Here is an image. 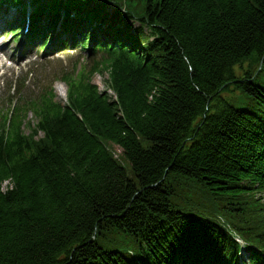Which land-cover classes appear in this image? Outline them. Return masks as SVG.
Masks as SVG:
<instances>
[{
  "label": "trees",
  "instance_id": "1",
  "mask_svg": "<svg viewBox=\"0 0 264 264\" xmlns=\"http://www.w3.org/2000/svg\"><path fill=\"white\" fill-rule=\"evenodd\" d=\"M113 1L153 42L109 64L117 102L84 84L29 136L0 130V264H235L214 205L264 250V88L235 72L264 67V0Z\"/></svg>",
  "mask_w": 264,
  "mask_h": 264
},
{
  "label": "rangeland",
  "instance_id": "2",
  "mask_svg": "<svg viewBox=\"0 0 264 264\" xmlns=\"http://www.w3.org/2000/svg\"><path fill=\"white\" fill-rule=\"evenodd\" d=\"M9 36L10 35L8 34L4 38V40L1 42V44H7L8 43L9 46H12V45L15 46V44L12 43V41H14L13 37H9ZM5 48H7V47L5 46ZM11 48L12 47H10L9 49L11 50ZM62 54L70 55V52L65 51V52L61 53V55ZM41 55H42V51L40 49H38L36 51L35 57L29 58V60L33 64V62H35L39 57H41ZM54 58H56V57H54ZM59 58H60V56H59ZM12 60H13L14 63H17V61L15 59H12ZM48 60H51V59H48ZM0 70H5V71L10 72L6 76V78L4 79L5 84H7L8 82L14 80L16 77H18L20 75V73L22 71H24V70H21L20 73H14L15 71H17V69H16V67L13 64L10 65V66H4L2 63H0ZM12 71H14V72H12ZM250 71L251 72L255 71V68L250 67L248 65H244V69H241V68L240 69L239 68L235 69L236 76L239 77V78H244L245 75L248 72H250ZM93 81L102 91H106L107 87H105L104 78L102 76L94 77ZM255 83L261 85L262 87H264V71L261 73V75L259 77H257L255 79ZM5 84H4V86H5ZM0 86H1V84H0ZM53 87L55 89V93L57 95V98L59 100H63L62 96L60 95V92H62V91H59V87H61V85L59 83H55ZM1 91H2V88H0V93H1ZM227 99L230 101V103L236 104V106H240L238 108H244V109H247L248 111H251V112H253L255 110L254 103L251 102L250 100H247V99L243 98L238 92H230L227 95ZM111 149L114 151L113 153L116 156H118L120 154V150H118L117 148H113L112 147ZM181 183H182L181 186L176 189V192H179V193H182V194H184V193L190 194V195L194 196L197 199H201V197L204 200L206 199V195L204 194L203 189H201L196 183H192V182H189V181H181ZM257 198H260L261 199V203L264 205V192H262L260 195L257 194ZM173 200H174V198H173ZM195 202H197V201H195ZM197 203H199V202H197ZM219 205L220 206H218V207H223L224 203H221ZM213 208H214V211H215V217H217L216 222L219 223V224H223V222H226L222 218L223 216H222L221 213H216V209H217L216 205H214ZM216 222H214V223H216ZM223 230L228 232L229 229L227 227H223Z\"/></svg>",
  "mask_w": 264,
  "mask_h": 264
},
{
  "label": "bare ground",
  "instance_id": "3",
  "mask_svg": "<svg viewBox=\"0 0 264 264\" xmlns=\"http://www.w3.org/2000/svg\"><path fill=\"white\" fill-rule=\"evenodd\" d=\"M19 1H23V0H19ZM43 0H35V3L37 2V3H40V2H42ZM47 2H49V1H51V0H46ZM5 2H7V1H5ZM13 3H15V1L13 0ZM0 9H1V4H0ZM85 18V16H82V19H84ZM96 36V35H95ZM248 80V82L251 80V78H248L247 79ZM256 86H258V85H256ZM183 180H185V179H183ZM231 244V242L228 244V245H230Z\"/></svg>",
  "mask_w": 264,
  "mask_h": 264
}]
</instances>
